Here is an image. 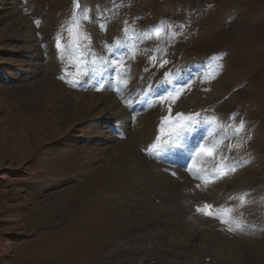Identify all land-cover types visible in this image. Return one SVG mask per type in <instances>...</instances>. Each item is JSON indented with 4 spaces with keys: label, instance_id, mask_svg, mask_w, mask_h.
I'll use <instances>...</instances> for the list:
<instances>
[{
    "label": "rangeland",
    "instance_id": "1",
    "mask_svg": "<svg viewBox=\"0 0 264 264\" xmlns=\"http://www.w3.org/2000/svg\"><path fill=\"white\" fill-rule=\"evenodd\" d=\"M78 2L0 0V264H264V0Z\"/></svg>",
    "mask_w": 264,
    "mask_h": 264
},
{
    "label": "snow or ice",
    "instance_id": "2",
    "mask_svg": "<svg viewBox=\"0 0 264 264\" xmlns=\"http://www.w3.org/2000/svg\"><path fill=\"white\" fill-rule=\"evenodd\" d=\"M120 5H116L114 4L113 7L116 8V7H119ZM76 7L79 8L80 7V4L77 0V3H76ZM90 17L87 15L86 12H81V15L79 16V18L77 17L76 13L74 12L73 13V18H72V23L70 24L69 26V29H68V32H69V35L73 38V46L75 49H79L82 47L80 41L81 40H90V37L87 36L86 34H82L80 29H81V20L83 21H87L89 20ZM37 23H39L37 21ZM166 22L165 21H161V24L158 25L155 29H153V31H158L160 27H162ZM99 27L101 28V30H106V22L105 23H101L99 25ZM169 32L168 34L170 36H172L173 38H175V36H177L179 33L177 32H174V31H171L172 29V25H169ZM179 27L183 28L184 25L181 24ZM123 32L125 34V38L127 39L128 38V33L130 32V27H125L123 29ZM105 47L107 48L108 51H113V47H115L117 50H119L120 48H127V43L125 42H120V41H117L115 42L114 45L112 46H109V45H105ZM57 48L60 49L61 48V42H60V38L58 37L57 39ZM130 52H132V57L131 58H135V50L134 49H129ZM85 55H87V53H84V52H80L79 53V58H78V62H77V67L79 68L80 66V63H82L84 61V57ZM95 61H93L94 63ZM102 63L104 64H108L109 62L108 61H102ZM114 69L117 70L119 76H120V82L121 83H126V73H125V64L123 63V59H121V61L119 63H117L116 60H112L111 61V65ZM145 71H147V69H145ZM173 74L171 73H165V79L166 80H169L170 77H172ZM65 77L64 76H61L60 79H64ZM163 99V97H162ZM173 102H175L174 98H173ZM126 105L128 107H131L132 104H131V101H126L125 102ZM183 114L181 113H177L176 116L177 117H181ZM198 116V114H196ZM167 119V118H165ZM184 119L186 121H192L193 120V116H187V117H184ZM163 123V121H162ZM241 127L243 126L244 124V121L241 120ZM177 128H181L183 127L182 125H177L176 126ZM175 130V129H174ZM239 132V129L236 130V133L234 134H238ZM161 137L160 136H157L156 137V140L157 141H160ZM171 143V142H169ZM158 147H160V145H158V143H153L152 145L149 146L148 149H146V151H148L149 153H152L154 150L158 149ZM230 147V146H229ZM197 155L199 156L200 153L198 152ZM221 159L223 160L224 157H221ZM245 163H247V161H245ZM232 170V171H235V165H227L224 167L223 171H221V165L220 164H216L214 169H213V172L210 173L208 175V182H210L211 180H214L216 179L219 175H222L224 174L227 170ZM191 171V170H190ZM173 175H175V173H173ZM196 179H204L203 177H200V176H196L195 177ZM197 187H199V185H197ZM249 194L248 193H243L241 194V197H240V206L243 207L244 204L246 203L245 201V197H247ZM262 199H264V197H261ZM230 199H233L230 197ZM214 206L213 205H209V204H204L202 207H198L197 208V211L199 212H204L205 214L207 215H213L217 218H220L221 219V222L222 223H231V221L229 219H225L224 217L226 215H230L231 212L233 211L232 209H225V210H221V211H218V212H213L211 211V209L213 208ZM237 227H239V225H237ZM229 230L231 231L232 229L229 228Z\"/></svg>",
    "mask_w": 264,
    "mask_h": 264
},
{
    "label": "bare ground",
    "instance_id": "3",
    "mask_svg": "<svg viewBox=\"0 0 264 264\" xmlns=\"http://www.w3.org/2000/svg\"><path fill=\"white\" fill-rule=\"evenodd\" d=\"M212 231V230H211ZM214 235H215V232L213 233ZM209 235H211V233H209ZM237 238H239V237H237ZM210 241H212L214 244H213V247H212V251H213V253L214 254H218L221 250H223L224 249V246H226V245H223L222 243H221V241L219 240V238L218 237H215V236H213L211 239H210ZM264 244V243H263ZM230 245V244H229ZM229 248V247H228ZM225 250H226V248H225ZM235 250V249H234ZM234 250H232V251H234ZM229 251V250H228ZM236 251V250H235ZM231 251H229V253H230ZM237 252V251H236ZM226 253V252H225ZM233 253V252H232ZM185 254V256H187V257H189V256H192L193 255V258L195 257L194 256V253L193 252H191V251H189V252H187V253H184ZM238 254V253H237ZM236 254V255H237ZM231 256V255H230ZM233 257V256H232ZM235 257V256H234ZM237 257V256H236ZM196 258V257H195Z\"/></svg>",
    "mask_w": 264,
    "mask_h": 264
}]
</instances>
